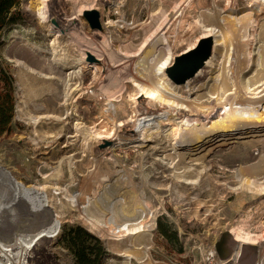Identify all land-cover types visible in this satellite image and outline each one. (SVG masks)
<instances>
[{
	"label": "rangeland",
	"instance_id": "1",
	"mask_svg": "<svg viewBox=\"0 0 264 264\" xmlns=\"http://www.w3.org/2000/svg\"><path fill=\"white\" fill-rule=\"evenodd\" d=\"M35 5L21 0L25 25L0 33V64L13 77L15 100L11 133L0 138V264H73L54 244L58 223L79 224L97 236L108 254L102 264H239L236 249L224 260L214 249L221 234L232 231L257 241V264H264V0H55L53 8L63 14L60 32L50 21L55 33ZM91 10L100 29L92 30L84 16ZM212 31L203 66L183 85L173 84L165 70ZM102 44L104 73L89 88ZM159 51L169 55L163 62ZM146 61L160 69L156 90L166 80L191 110L195 133H208L210 125H202L210 119L251 125L221 146L177 155L174 118L159 120L161 128L143 147H119L116 136L100 139L96 130L108 110L115 109L114 131L127 141L134 135L133 109L154 116L165 109L147 107L151 94L133 91V74ZM33 102L44 110L34 111ZM39 114L34 125L30 117ZM94 169L100 178L92 183ZM82 188L74 205L71 198ZM136 197L151 212L138 236L111 239L87 224L80 209L89 199L101 219L138 223ZM158 220L171 238L176 232V242L157 233Z\"/></svg>",
	"mask_w": 264,
	"mask_h": 264
},
{
	"label": "bare ground",
	"instance_id": "2",
	"mask_svg": "<svg viewBox=\"0 0 264 264\" xmlns=\"http://www.w3.org/2000/svg\"><path fill=\"white\" fill-rule=\"evenodd\" d=\"M36 1L39 3L38 6L35 5L36 15L39 18V20L43 23H49L51 25L50 26L51 32L55 33V29H54L55 27L50 23L51 20H54V22L56 23V26L58 27V32H60L59 27H61V21H62L61 17L63 16V14H59V11L57 12V10L53 8L54 7L53 2L55 0H36ZM57 1H59V0H57ZM63 20H64V22H67L68 24H70V23L72 24V21L69 18H65ZM210 32L209 33L205 32L201 38H205V37L212 38L211 36L214 34V32L213 31H212V33H210ZM57 35H58V33H57ZM103 44H102V48L98 52L99 54L97 53V55L94 54L95 51H93L92 49H89L90 47L86 48V51H85V52H88L90 54L95 55L97 58V60H96V58H95V60L98 61V63H95L92 66L91 76L93 78V81L90 82L89 88L95 87L97 85V84H95V81L98 79V77H100L104 73L103 72V66H101V64H99L100 56L105 57L106 55H108V53L106 51V46H104ZM159 54H160V58H161L160 61H162V62H163V60H166L169 57L168 53L163 52V51H159ZM17 64H19V63L17 62ZM85 66L86 65H84L83 68H85ZM29 69H30L29 70L30 72L37 73L32 68H29ZM159 70H160L159 67L150 61L147 62L146 64L144 63V65L142 64L140 67H138L137 70L135 71V73L133 74V77L131 79V84L133 86V91H134L135 95L145 96L147 94H151L149 97L146 98L147 107L151 106V105H153V107L155 105H158V106L165 105V109L163 110V112L157 116H154V115H146L145 111L141 113L139 109H136V108L133 109L131 112V118H130L131 121H130V127L129 128H130V130H132V132H134V135L132 137H130L129 139L127 138V141H125L126 138L125 139L119 138L116 135V132L114 131V129H115L114 127L116 124V121H115L116 120V117H115L116 114L114 113L115 109H114V111L108 110L107 113L101 114L102 119L98 125L99 126L98 130H96V136H98L100 139H106V140L114 138L116 136V139L118 140V142L119 141L121 142V143H118L117 146L124 147L126 145H133L134 147L139 148V147L144 146L145 142L147 141V138H150L154 133H157L159 131V129L161 128V126L159 125L160 124L159 120L163 119V120L168 121V120H172L174 118L176 121H178V126H179L178 132L181 136L180 139H178L177 141L176 140L174 141L175 143L173 145V147H175L173 152H174V154L177 155V154H181V151H183V150L192 151L194 148L198 149V150H206L209 148V146L211 144H215L216 146H221V144L225 140H230V141L234 140L232 137L234 132H236L242 128L247 129L251 125V124L250 125L249 124H237L236 122H233L230 124L229 122H224V121L219 123V124L213 125L214 122L210 121L211 120L210 119L209 122L206 120L207 122H205L202 125V126L210 125L208 133H202V134L195 133V129L198 128L197 124L195 123V125H193L194 123L192 124L190 121H188V118H189L188 113L191 110L186 109L185 108L186 106L184 107V104H183L182 100L180 99L181 96L179 97L177 95V93H175L174 91H171L169 88H167L169 86H167L166 80L164 81V83L162 84L161 87L159 86L160 87L159 90H156V88H155L156 83H157L156 80L160 76ZM38 73L41 75V78L43 80H46L48 83H52V81L54 79L52 76L45 75L42 73V71H40ZM225 75H226V73H225ZM113 81L118 82L119 80L117 77H114ZM64 87L67 88L68 85L65 84ZM152 88L154 90L150 91V89H152ZM155 90L158 93L154 92ZM108 92L109 91H107V93ZM112 95H114V93ZM112 95H109V96L111 97ZM188 96L190 97L191 95H188ZM198 102H199V100H198ZM188 103H189V101H188ZM204 103H205V101H204ZM192 105H194V104H192ZM32 106H33L34 111H36V112L43 109L41 104H37L35 102H33ZM189 108H190V106H189ZM193 112H195V111H193ZM46 116L51 117V116H54V114L46 112ZM42 118H43L42 115L39 114V115L31 116L30 121L34 125H36L40 122V120ZM193 120H191V121H193ZM244 125H246V126H244ZM202 126H200V127H202ZM168 134H169V132H168ZM114 140H115V138H114ZM183 140H185V141H183ZM31 141L34 142L33 139ZM122 141L124 143H122ZM184 143H186L185 146H183ZM94 171H96V170L94 169ZM92 176H94L93 179L90 180V182H92V183H93V180L97 181L100 178L97 171L92 173ZM90 185H92V184H90ZM85 189H86V187H85ZM85 189L82 188L81 191L77 195H75L74 197L71 198V202L74 205L79 204L81 202ZM135 202L139 207L138 213L140 214V216H142L141 220L138 223L131 222L128 219H125L124 221H120L119 219H116L114 217V215H112V218L110 221H106L104 219H101L98 216H96L92 211H90V208H89L90 207V200L89 199L86 201V203L83 204L82 208H80V209H82V211H81L82 216H83L84 220L87 222V224L89 223L95 228H101L103 230H106L105 233H107V235L111 239H114L117 237L138 236L144 232V225L146 223L145 218H147L151 212H150L149 208L147 207V205L145 204V202L141 198L136 197ZM50 221H52V219H50ZM231 234H232L234 240L237 242V248L235 250L236 255H238L239 249L243 244L254 245L257 242L255 239L249 238V236L243 238L237 234H233V231L231 232Z\"/></svg>",
	"mask_w": 264,
	"mask_h": 264
},
{
	"label": "trees",
	"instance_id": "3",
	"mask_svg": "<svg viewBox=\"0 0 264 264\" xmlns=\"http://www.w3.org/2000/svg\"><path fill=\"white\" fill-rule=\"evenodd\" d=\"M20 3L21 0H0V33L6 28L25 25L23 14L18 10ZM14 109L13 77L0 64V138L11 133ZM156 230L167 242L177 241L176 232L171 238L167 225L160 220ZM54 244L68 253L73 264H102L108 255L100 239L79 224H62Z\"/></svg>",
	"mask_w": 264,
	"mask_h": 264
},
{
	"label": "water",
	"instance_id": "4",
	"mask_svg": "<svg viewBox=\"0 0 264 264\" xmlns=\"http://www.w3.org/2000/svg\"><path fill=\"white\" fill-rule=\"evenodd\" d=\"M86 20L89 22V26L92 30L100 29V23L98 20V13L96 10L86 11L84 13ZM212 40L211 38H203L200 40L197 47L187 53L176 56L173 64L165 70L167 78L175 85H183L186 81L191 80L200 68L205 63L206 59L211 54ZM92 58L90 57V61ZM60 229L59 223L57 227L58 233ZM236 241L231 233L221 234L219 240L215 243L214 249L218 257L224 260L227 255L231 253V250L235 249ZM248 256L251 258L249 264H257L258 260V247L257 245L243 244L235 260L239 264H243L241 261L242 256Z\"/></svg>",
	"mask_w": 264,
	"mask_h": 264
},
{
	"label": "flooded vegetation",
	"instance_id": "5",
	"mask_svg": "<svg viewBox=\"0 0 264 264\" xmlns=\"http://www.w3.org/2000/svg\"><path fill=\"white\" fill-rule=\"evenodd\" d=\"M236 246H237V243H236ZM236 246H235V249H236ZM241 261H242L243 264H249L250 261H251V258L246 256V255H244V256L241 257Z\"/></svg>",
	"mask_w": 264,
	"mask_h": 264
},
{
	"label": "built area",
	"instance_id": "6",
	"mask_svg": "<svg viewBox=\"0 0 264 264\" xmlns=\"http://www.w3.org/2000/svg\"><path fill=\"white\" fill-rule=\"evenodd\" d=\"M0 263H2V262H0Z\"/></svg>",
	"mask_w": 264,
	"mask_h": 264
}]
</instances>
